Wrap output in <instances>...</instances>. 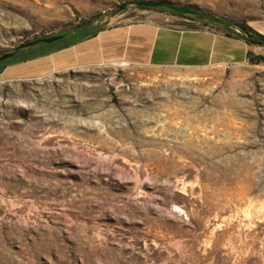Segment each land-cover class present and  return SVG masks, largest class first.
<instances>
[{
	"label": "rangeland",
	"instance_id": "1",
	"mask_svg": "<svg viewBox=\"0 0 264 264\" xmlns=\"http://www.w3.org/2000/svg\"><path fill=\"white\" fill-rule=\"evenodd\" d=\"M136 1L0 0V56L64 33L0 60V264H264V61L9 69L80 25L179 16ZM148 1L264 22V0Z\"/></svg>",
	"mask_w": 264,
	"mask_h": 264
},
{
	"label": "crops",
	"instance_id": "2",
	"mask_svg": "<svg viewBox=\"0 0 264 264\" xmlns=\"http://www.w3.org/2000/svg\"><path fill=\"white\" fill-rule=\"evenodd\" d=\"M254 28L264 34V22ZM253 51L243 39L198 20L154 13L150 19L101 28L50 53L17 61L9 69L18 76H38L60 69L121 64L164 75L176 69L202 70L247 61Z\"/></svg>",
	"mask_w": 264,
	"mask_h": 264
},
{
	"label": "trees",
	"instance_id": "3",
	"mask_svg": "<svg viewBox=\"0 0 264 264\" xmlns=\"http://www.w3.org/2000/svg\"><path fill=\"white\" fill-rule=\"evenodd\" d=\"M141 8H146V9H163V10H167L169 12H172L176 15H179L180 17H185V18H190L192 20H198L200 22H202L203 24H211L212 26H216V28H222L225 29V34L227 36H233V37H238L243 39L248 45H260V46H264V34H261L259 32H257L254 28H252L251 26H249L246 22H236V23H229L227 21H225L224 25H221L219 23H216L210 19H207L205 17H199L196 15H191V14H182V13H178L175 11H172L170 9L164 8V7H141ZM222 27H221V26ZM229 26H233L234 29L232 30H227V28ZM77 32H74L73 36H72V40H70L69 42H66L64 45H70L72 43H74L76 40H79L85 36L91 35L95 32H92V30H90L88 27H86V25H80L77 27ZM73 30V31H74ZM236 30V31H235ZM63 34L64 33H60ZM19 49V48H18ZM16 49V50H18ZM15 50V51H16ZM14 51V52H15ZM51 51H39L38 53L35 54H31L29 56L26 57V59L35 57V56H40V55H45L48 54ZM15 54V53H14ZM247 60L252 63V64H257L261 61H264V57L260 56V55H253L251 51H249L247 53ZM3 65H1V61H0V72L2 70Z\"/></svg>",
	"mask_w": 264,
	"mask_h": 264
},
{
	"label": "water",
	"instance_id": "4",
	"mask_svg": "<svg viewBox=\"0 0 264 264\" xmlns=\"http://www.w3.org/2000/svg\"><path fill=\"white\" fill-rule=\"evenodd\" d=\"M134 4L137 6H140V7H152V8L153 7H164V8H167V9H170L172 11L182 13V14H191V15H196L199 17H205V18L210 19V20H212L216 23H219L221 25L225 24V21L223 19H221L220 17L213 15L209 12H205V11H202L200 9L192 8V7H188V6L175 5V4H172L170 2H166V1L140 0V1H136ZM62 37H63V34H57V35H52V36L44 37L41 39L21 43L20 45L15 47V49L13 51L3 53L0 56V60L8 59V58L12 57L14 55V51L18 48H24V47L32 46V45L37 44V43L48 44V43H51L55 40L61 39Z\"/></svg>",
	"mask_w": 264,
	"mask_h": 264
}]
</instances>
